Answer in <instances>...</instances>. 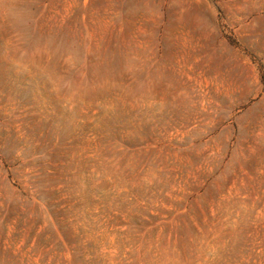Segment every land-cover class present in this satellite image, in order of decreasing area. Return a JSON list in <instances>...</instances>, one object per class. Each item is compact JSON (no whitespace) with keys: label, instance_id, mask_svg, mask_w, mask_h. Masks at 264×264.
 Returning a JSON list of instances; mask_svg holds the SVG:
<instances>
[{"label":"rangeland","instance_id":"374dc122","mask_svg":"<svg viewBox=\"0 0 264 264\" xmlns=\"http://www.w3.org/2000/svg\"><path fill=\"white\" fill-rule=\"evenodd\" d=\"M0 264H264V0H0Z\"/></svg>","mask_w":264,"mask_h":264}]
</instances>
